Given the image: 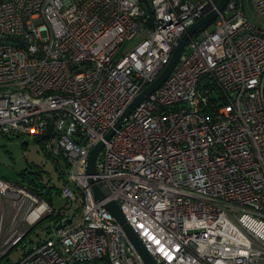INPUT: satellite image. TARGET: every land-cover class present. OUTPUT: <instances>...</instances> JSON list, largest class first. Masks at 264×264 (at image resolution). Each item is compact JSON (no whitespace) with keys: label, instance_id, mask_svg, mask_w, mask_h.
I'll use <instances>...</instances> for the list:
<instances>
[{"label":"built area","instance_id":"2783aa9c","mask_svg":"<svg viewBox=\"0 0 264 264\" xmlns=\"http://www.w3.org/2000/svg\"><path fill=\"white\" fill-rule=\"evenodd\" d=\"M217 1L0 0V136L31 137L62 160L66 200L57 210L0 177V201L23 223L50 216L45 237L7 264H145L108 202L154 264H264V29L239 0L188 37L113 127ZM249 3L264 17V0ZM26 232L7 234L0 257Z\"/></svg>","mask_w":264,"mask_h":264},{"label":"rangeland","instance_id":"374dc122","mask_svg":"<svg viewBox=\"0 0 264 264\" xmlns=\"http://www.w3.org/2000/svg\"><path fill=\"white\" fill-rule=\"evenodd\" d=\"M242 6V12L248 22L259 29H264V17L255 14L250 7L249 0H239ZM211 30L212 24L205 26ZM143 36L136 34L129 40H125L119 46L114 59L130 50ZM65 172L64 162L60 159H54L47 155L39 142L31 137H5L0 136V177L11 182H19L28 185L30 181L51 186L52 193L51 205L54 208L62 207L66 203L57 190L63 185V173ZM49 220L42 219L35 225H28L21 221L20 216L14 215V211L3 201H0V249L2 241L9 233H24L21 241L8 252L0 257V264H7L18 258L22 252L23 246L29 245L46 235V226Z\"/></svg>","mask_w":264,"mask_h":264},{"label":"water","instance_id":"95a60500","mask_svg":"<svg viewBox=\"0 0 264 264\" xmlns=\"http://www.w3.org/2000/svg\"><path fill=\"white\" fill-rule=\"evenodd\" d=\"M228 0H218L216 4V10H212L208 12L207 14L201 16L199 19H197L193 24H191L179 37V39L176 42V45L174 46L170 57L168 59V62L166 65L162 68L160 73L157 75V77L148 84L145 88L141 90L124 108L121 115L118 117V119L115 121L113 127L116 128L121 123L122 119L127 115L130 109H132L144 96L149 94L151 91H153L156 87H158L161 82L165 79L167 74L170 72V70L173 68L178 55L180 54L184 43L188 39L189 36H191L196 30L199 28L204 27L207 25L211 20L214 19L216 11H220L225 3ZM234 2H237V0H233ZM112 134V129H109L105 135L104 139H107ZM101 147V142H97L88 152L87 158H86V173L89 175L95 174V168H94V159L96 156L97 151ZM89 182H92L91 179H89ZM91 188L94 192V198L100 199L102 198V194L98 187L95 184L91 185ZM104 208L107 212L110 213V215L113 217V219L118 223L123 232L125 233L127 239L133 244L135 249L138 251L139 255L141 256L142 260L145 264H154L151 258L149 257L148 253L146 252L145 248L137 238L136 234L133 232V230L128 226V224L125 222L120 209L118 208L117 204L115 202H108L104 204ZM73 214H71L68 218L64 220V222L69 223L71 217ZM60 227V224H57L55 228Z\"/></svg>","mask_w":264,"mask_h":264},{"label":"trees","instance_id":"16d2710c","mask_svg":"<svg viewBox=\"0 0 264 264\" xmlns=\"http://www.w3.org/2000/svg\"><path fill=\"white\" fill-rule=\"evenodd\" d=\"M35 141L39 142L38 140H35ZM27 186H28L29 191L36 194L40 198L44 199L47 204H49V205L51 204L50 203L51 195H52V193L50 191L51 186H46V185H43L40 183L36 184V183H33L32 181H30ZM58 191L59 190H57L56 192H58ZM61 208L62 207H57L56 209L59 210ZM44 219L49 220L50 216H46Z\"/></svg>","mask_w":264,"mask_h":264},{"label":"bare ground","instance_id":"6f19581e","mask_svg":"<svg viewBox=\"0 0 264 264\" xmlns=\"http://www.w3.org/2000/svg\"><path fill=\"white\" fill-rule=\"evenodd\" d=\"M36 212V211H35ZM34 215V213H32L30 216H29V218L31 217V216H33Z\"/></svg>","mask_w":264,"mask_h":264}]
</instances>
